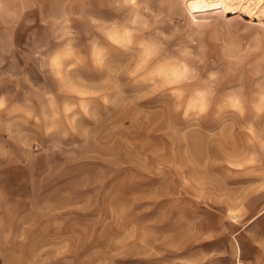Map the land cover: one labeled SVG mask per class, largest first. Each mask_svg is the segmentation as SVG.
<instances>
[{
	"label": "rangeland",
	"instance_id": "1",
	"mask_svg": "<svg viewBox=\"0 0 264 264\" xmlns=\"http://www.w3.org/2000/svg\"><path fill=\"white\" fill-rule=\"evenodd\" d=\"M141 3L152 13L118 47L108 37L138 15L123 0H0V264H188L173 246L219 220L184 218L177 202L264 181V2ZM144 41L162 47L131 78ZM186 46L203 63L190 61L185 92L211 90L199 118L153 87ZM66 47L56 78L48 59Z\"/></svg>",
	"mask_w": 264,
	"mask_h": 264
},
{
	"label": "crops",
	"instance_id": "2",
	"mask_svg": "<svg viewBox=\"0 0 264 264\" xmlns=\"http://www.w3.org/2000/svg\"><path fill=\"white\" fill-rule=\"evenodd\" d=\"M262 182L251 179L249 184L243 185V180L236 179L233 185L224 186L226 195L218 203L207 200L204 188L200 199L190 195L178 199L186 203L183 208L182 202H177V212L185 213L182 217H215L219 223L215 227L205 223L201 233L197 234L192 227L187 233V243L181 241L173 249L185 252L184 259L188 264H264ZM201 236L204 238L200 239Z\"/></svg>",
	"mask_w": 264,
	"mask_h": 264
},
{
	"label": "clouds",
	"instance_id": "3",
	"mask_svg": "<svg viewBox=\"0 0 264 264\" xmlns=\"http://www.w3.org/2000/svg\"><path fill=\"white\" fill-rule=\"evenodd\" d=\"M123 3L132 9H136L138 15L134 16L133 27L125 28L122 31L113 33L108 39L118 47H126L133 44L136 35V22L141 16L147 17L152 10L141 3V0H123ZM15 15L14 10L8 8L6 10V18L11 19ZM147 30L148 25H141ZM194 45V42H193ZM162 44L159 41H144L141 45V53L139 62L129 73L131 78L136 77L148 67L159 55ZM72 52L66 48L58 49L53 52L48 59V70L58 78L63 69V62L69 58ZM190 61L203 60L197 55L196 50L191 46L179 49L178 55L172 57L169 61L160 63L155 69L153 87L160 91H168L173 100V106L177 113H182L183 118L187 119L189 115H195L197 118L205 116L209 111V96L211 90L209 88H197L191 96H189L184 86L196 81L199 76L198 70L193 67ZM218 74L215 72L208 73L207 79L215 81ZM107 103V101H105ZM231 104L233 108L239 107V99L232 98ZM7 107V95L0 94V111ZM71 113V109L68 110ZM257 111H264V96L260 97V105Z\"/></svg>",
	"mask_w": 264,
	"mask_h": 264
},
{
	"label": "bare ground",
	"instance_id": "4",
	"mask_svg": "<svg viewBox=\"0 0 264 264\" xmlns=\"http://www.w3.org/2000/svg\"><path fill=\"white\" fill-rule=\"evenodd\" d=\"M204 1V0H201V2ZM209 3V2H208Z\"/></svg>",
	"mask_w": 264,
	"mask_h": 264
},
{
	"label": "snow or ice",
	"instance_id": "5",
	"mask_svg": "<svg viewBox=\"0 0 264 264\" xmlns=\"http://www.w3.org/2000/svg\"><path fill=\"white\" fill-rule=\"evenodd\" d=\"M262 2H264V0H262Z\"/></svg>",
	"mask_w": 264,
	"mask_h": 264
}]
</instances>
